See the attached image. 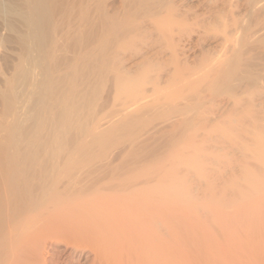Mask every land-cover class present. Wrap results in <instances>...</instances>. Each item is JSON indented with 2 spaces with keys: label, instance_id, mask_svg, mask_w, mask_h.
<instances>
[{
  "label": "bare ground",
  "instance_id": "1",
  "mask_svg": "<svg viewBox=\"0 0 264 264\" xmlns=\"http://www.w3.org/2000/svg\"><path fill=\"white\" fill-rule=\"evenodd\" d=\"M96 259L264 264V0H0V264Z\"/></svg>",
  "mask_w": 264,
  "mask_h": 264
},
{
  "label": "rangeland",
  "instance_id": "2",
  "mask_svg": "<svg viewBox=\"0 0 264 264\" xmlns=\"http://www.w3.org/2000/svg\"><path fill=\"white\" fill-rule=\"evenodd\" d=\"M2 83H3V81H2ZM96 260H97V259H96ZM102 260H103V261H102ZM97 261H98V260H97ZM97 261H96V264H103L102 262H104V264H105L104 259H101V261H98V262H97ZM100 262H101V263H100ZM82 263H83V262H82Z\"/></svg>",
  "mask_w": 264,
  "mask_h": 264
}]
</instances>
